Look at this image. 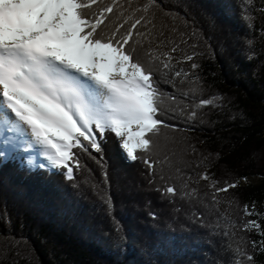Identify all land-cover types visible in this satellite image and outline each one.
<instances>
[{
  "label": "snow or ice",
  "instance_id": "obj_1",
  "mask_svg": "<svg viewBox=\"0 0 264 264\" xmlns=\"http://www.w3.org/2000/svg\"><path fill=\"white\" fill-rule=\"evenodd\" d=\"M254 7L247 0L241 9L248 32L255 27ZM256 10L264 13V7ZM186 17L163 0H0V165L47 172L76 187L82 161L101 163L111 144L127 161L143 163L154 183L153 137L167 130L187 140L185 133L204 122L205 108L231 103L219 93L204 95L201 47L213 56L215 50L194 26L188 30ZM248 32L236 39L251 61L257 54ZM164 96L172 103L165 105ZM211 163L201 153L187 176H161L181 185L164 186L161 196L170 204L179 198L177 211L203 208L189 213L201 227L205 213L215 216L214 234L228 240L223 264H264L257 259V253L264 257V217L254 205L243 206V220L220 211L232 201L219 195L239 185H221L202 170ZM116 231L119 244V225ZM12 251L11 244L0 250L5 259Z\"/></svg>",
  "mask_w": 264,
  "mask_h": 264
},
{
  "label": "trees",
  "instance_id": "obj_2",
  "mask_svg": "<svg viewBox=\"0 0 264 264\" xmlns=\"http://www.w3.org/2000/svg\"><path fill=\"white\" fill-rule=\"evenodd\" d=\"M163 2L181 17L186 11L188 30L194 26L215 50L213 56L201 47L204 95L219 93L231 103L223 109L205 108L204 122L185 133L187 140L167 130L153 137L156 143L148 156L156 173L154 183H149L143 163L127 161L111 144L101 163L82 161L86 168L76 171V187L47 172L0 165V250L13 246L7 259L0 252V264H13L17 253L19 264H223L228 256L222 246L228 240L214 234L215 216L205 213L206 226L201 227L189 213L199 214L203 208L184 205L177 211L179 198L170 204L161 196L164 186L181 185L160 177L187 176L201 153L212 162L210 168L201 165L202 170L210 171L221 185H239L219 195L221 201H232L220 211L243 220V206L254 205L264 217V13L256 10L264 7V0H254L251 32L241 20L247 0ZM246 32L255 40L257 58L251 61L236 39ZM162 101L172 103L167 96ZM200 187L206 191L203 182ZM117 225L124 237L119 244ZM239 236L237 232V240ZM247 238L259 239L252 234ZM257 259L264 257L257 253Z\"/></svg>",
  "mask_w": 264,
  "mask_h": 264
},
{
  "label": "rangeland",
  "instance_id": "obj_3",
  "mask_svg": "<svg viewBox=\"0 0 264 264\" xmlns=\"http://www.w3.org/2000/svg\"><path fill=\"white\" fill-rule=\"evenodd\" d=\"M252 180L249 179V180H242L243 183H246V182H251Z\"/></svg>",
  "mask_w": 264,
  "mask_h": 264
},
{
  "label": "bare ground",
  "instance_id": "obj_4",
  "mask_svg": "<svg viewBox=\"0 0 264 264\" xmlns=\"http://www.w3.org/2000/svg\"><path fill=\"white\" fill-rule=\"evenodd\" d=\"M133 127H135V126L133 125Z\"/></svg>",
  "mask_w": 264,
  "mask_h": 264
}]
</instances>
